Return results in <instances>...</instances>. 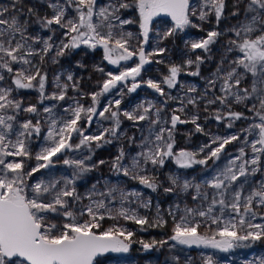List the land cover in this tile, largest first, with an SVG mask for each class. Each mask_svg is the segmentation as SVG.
<instances>
[{"label":"snow or ice","instance_id":"1","mask_svg":"<svg viewBox=\"0 0 264 264\" xmlns=\"http://www.w3.org/2000/svg\"><path fill=\"white\" fill-rule=\"evenodd\" d=\"M17 4L19 0H13L11 9L0 5V70H3L0 71V81L5 80L6 72L11 75L16 89H36L40 93V103L45 99L64 101L66 98L71 99L72 103L63 108L66 115H57L54 112L55 105L43 108V112L48 114L45 137L47 143L35 155L38 163L29 169L26 168L27 160L32 158L29 141L34 135L39 137L42 126L39 119L35 123L28 119L20 123L18 129H14V122L19 112L37 114L38 108L34 104L23 107L22 100L9 99L12 87H0V264H96L97 257L105 253H128L133 243H140L147 250L162 247L169 240L175 242L171 245L173 248L177 245L188 248L202 246L228 252L246 246L244 242L264 239V223L254 222L257 216L264 219V213L258 211L264 208V181L252 179L258 173L264 174V0H248L244 10L245 20L231 29L235 39L229 40L226 51L237 50L242 55L230 60L227 68L223 67L224 60H221V66L217 68L214 78L208 81L204 94L198 97L188 96L186 100L183 97L168 96L167 99H179L181 106L173 110L170 120L164 121L160 115L163 109L155 104H142L132 111L121 112V99H114L101 110L99 98L120 85L127 86L129 80L132 83L128 91L134 92L141 86L137 77L141 76L145 65L152 62V57L163 55L167 51L163 47L151 52L145 51L144 45L148 43L155 17L163 14L174 22L172 28L160 35V40H165L178 29L183 31L189 27L200 28L199 24L194 23L193 17L206 22L214 14L219 25L226 0H204L199 11L193 0H110L106 6L101 7H97V0H64V3L51 0L48 5L52 9L51 16L38 20L45 29L51 30L53 25L65 29L67 42L61 40L59 45L53 42L51 35L43 41L40 37L29 36L26 21L22 22L16 15L17 11H22L17 9ZM73 5L77 13L75 18L68 16ZM238 5L239 0L237 10L232 12L233 16L240 15ZM205 8L210 11H205ZM129 9L138 12V21L122 18V11ZM28 12L32 13L33 9H28ZM94 17L97 20L94 21ZM137 22L142 39L133 44L134 34L125 31L124 26ZM222 34L216 30L208 31L206 38L192 42L191 48L208 52ZM40 43L43 45L41 48L33 47V44ZM81 45L91 49L102 47L104 59L112 65L118 66L120 61L138 57V63L134 67H126L118 74L107 72V78L100 84L99 91L87 94L92 101L87 106L75 97H68L69 87L80 91L72 74L67 75L66 83H61L60 76H57L55 86L58 91L46 95L48 77L41 67L45 57L53 49L55 56L52 60L56 62L57 57ZM32 57H39V62L34 63ZM185 63L188 67L196 65L195 71L190 75H200L199 66L203 63V57L197 56L195 60L188 59ZM13 64L20 67L14 69ZM97 70L104 72L103 68L98 67ZM182 71L183 66L170 65L169 74L162 81L149 79L144 83L163 97L166 93L161 85L164 84L169 89L175 88ZM249 78L250 85L241 87L242 82ZM218 81L220 95L208 99V92H215ZM196 91L195 87L187 89L188 93ZM200 100L206 101V112L211 105H221L222 107L214 110L213 115L218 122L227 121L228 128L242 119H252L253 122L239 133L213 137L210 143L201 146L198 151H174L173 134L177 124L191 123L197 132H204L198 123V115L181 119V115L176 114H184L187 105L198 107ZM233 104H244L253 116L249 118L244 112L234 110ZM9 109L13 114H8ZM150 113H153L154 119ZM121 116L135 123L148 120L150 126L148 136L143 137L139 145L141 150L131 158V162L127 165L123 163L125 151L121 148L119 155L112 161V169L137 180L152 191H156L160 184L157 176L150 172L149 166L151 169L163 168L170 158L181 169L207 165L209 160H220L226 146L240 141L241 135L244 136L238 154L211 179L195 182L176 174L168 176L169 186L164 187L163 191L177 195L192 193L191 198L196 202V207L185 205L180 209V205L176 204L174 209H169L168 214L173 218L174 227L167 240L135 241L133 231L117 226L97 231L101 227L100 221L105 218H123L142 226V229L145 225L163 227L167 221L160 216L159 209L156 218L150 222L148 217L139 215L135 208L124 206L126 203L139 201V207L148 208L151 200H141L142 193L125 191L117 186L106 187L101 192L96 185L84 196L77 191V179L97 167V164L87 163L92 158L93 145L99 148L111 143L112 139L120 138ZM97 117L111 121V125L102 127L96 134H86ZM161 123L170 124L171 127H153ZM13 136L14 139L11 138ZM73 136L77 137V143H73ZM134 139L129 137L130 141ZM82 148L88 150L87 156L63 160L65 165L74 168L71 177L28 183L36 173L52 167L54 157ZM246 149H250V153ZM8 157L19 159L8 160ZM98 163L104 164L105 161L100 160ZM117 193L121 207L114 214L110 204L117 199ZM94 196L101 199H94ZM133 197L135 200L130 199ZM83 199H87L89 203L74 209L73 205L81 203ZM176 212L181 214L177 217ZM48 213L60 215L68 222L62 225L52 223L47 219ZM85 216L87 219H80ZM213 225L216 226L215 229ZM202 227L204 231H199ZM174 259L178 261L179 257ZM187 264H191V258ZM203 264L217 262L212 256H207ZM260 264H264V260Z\"/></svg>","mask_w":264,"mask_h":264},{"label":"rangeland","instance_id":"2","mask_svg":"<svg viewBox=\"0 0 264 264\" xmlns=\"http://www.w3.org/2000/svg\"><path fill=\"white\" fill-rule=\"evenodd\" d=\"M50 2L51 0H19L17 9L22 11H17L16 15L22 22L26 21L27 34L29 36L40 37L41 41H43L51 35L53 42L56 45H59L61 40L67 42V38L64 36L65 29L57 25H53L51 30L45 29L38 20V18L44 16H51L52 9L48 6ZM60 2L64 3V0H60ZM109 2L110 0H97V7L106 6ZM247 2L248 0H239L238 7L240 15L233 16L232 12L237 10V0H226L224 15L222 16L219 25L216 23L214 14L210 15L206 22L199 21L196 17H193L192 19L194 23L199 24L201 26L200 28L189 27L183 31L178 29L173 36L168 37L165 40H160V35L172 28L174 22L170 17L163 14L159 17H155L152 23V31L149 33L148 43L144 45L145 51L151 52L159 47L166 48L167 51L163 55L152 57V62L144 67L141 76L137 77V80L141 82L139 88L134 92H129L128 87L132 83V81L129 80L127 86L120 85L109 93L101 96L99 98L100 109L102 110L109 101L114 99H121V112L132 111L139 105L143 104L147 106L149 103H152L155 104L156 107L163 109L160 114L162 121L170 120L173 110L178 109L181 105L179 99H167L168 96L176 98L183 97L186 100L188 96L198 97L204 94L208 87V81L214 78L217 68L221 66V60H224L223 67L227 68L230 60L236 58L238 55H242L237 50L227 52L226 49L229 40L235 39L231 29L237 26L238 22L245 20L244 10ZM12 3L13 0H0V5L9 7L10 9ZM193 3L195 4L197 11H199L204 0H193ZM30 8L33 9L32 13L28 12V9ZM204 10L210 11L209 8H205ZM68 16L73 18L77 16L74 5L69 9ZM122 18H129L138 21V12L135 9L122 11ZM93 19L94 21L97 20L96 17ZM124 30L131 31L134 34L133 44H137L138 41L142 39L140 35L141 29L139 28L138 22L125 25ZM211 30L220 31L223 34L210 46V51L204 52L201 49L193 50L191 48V43L206 38L207 32ZM17 39H19V36H17ZM42 46V43L33 44V47L37 49ZM113 55L115 56V53ZM54 56L55 49L45 57V61L41 65L43 71L47 73L48 77L45 94L50 95L51 93L58 91L55 86V78L57 76H60L61 83H66L67 75L72 74L73 80L79 84L80 91H75L69 87L68 97H75L86 106L92 102L91 97L87 94L99 91L100 84L107 78V72L118 74L119 71L124 68L134 67L136 63H138V59L133 57L128 61H120L118 66L112 65L104 59V51L102 47L91 49L86 45H81L79 48L66 51L65 55L56 58V62H53L52 60V57ZM197 56L203 57V63L199 66L200 75L192 76L189 73L195 71L196 65L193 64L191 67H188L185 62L188 59L195 60ZM31 59L34 63L39 62V57H32ZM157 61H163V63H158ZM170 65H181L183 66V71L179 76V83L175 88L169 89L166 85H161L166 93V96L162 97L155 90L147 87L144 82L149 79L162 81L163 77L169 74L168 69ZM12 66L14 69L20 67V65L16 64H13ZM98 67L103 68L104 72L98 71ZM4 74L6 78L4 81H0V87L10 86L13 88L9 99L22 100L23 107L34 104L38 108L37 114L26 113L23 111L19 112L16 115V121L14 122V129H18V125L25 120L31 119L33 123H35L37 119L40 120L42 131L39 137L34 135L29 141L32 158L27 160L26 168L30 169L38 163L35 160L36 153H38L47 143L45 137L48 128L46 123V117L48 114L43 112V108L45 106L55 105L54 112L57 115H66L63 112V108L71 104L72 100L68 98L64 101L45 99L43 103H40V93L36 89H16L12 84L11 75L6 72H4ZM249 85L250 78L243 81L241 87H247ZM189 87H195L197 91L194 93H188L187 89ZM219 87L220 82L218 81L215 92L209 91L207 98L210 99L215 95H220ZM81 93L84 95L82 96ZM166 99L167 103H165ZM205 103V100H200L198 102V107L187 105L184 114L179 112L176 113L177 115H181V119H188L194 114L198 115V123L203 127L204 132H197L195 126L191 123L177 124L173 134L175 141L174 151H179L181 149L198 151L201 146L210 143L213 137H223L239 133L242 128L247 127L253 122L252 119H242V125L237 126L234 122L233 127L228 128L226 127L227 121L218 122L213 115L214 110L222 106L219 104L211 105L206 112L204 111ZM243 106L245 105L233 104V109L237 111V109L242 108ZM8 114H13L11 109H9ZM149 115L152 116L153 119L155 118L153 113H150ZM252 116L253 114L251 112L247 115L249 118ZM121 120V134L119 139H112L111 143L104 144L99 148H96L95 145H93L92 158L87 161V163L90 165L97 164V167L84 173L79 179H77V191L84 196L92 189L93 185H96V188L101 192L105 191L106 187L117 186L125 191H138L142 193L141 200H151V205L148 208L139 207V201L132 204L126 203L124 206L135 208L139 215L148 217L150 222L156 218L157 210L159 209L160 216L167 221L163 227H149L145 225L142 229V226L137 225L132 221L124 220L123 218H118L116 220L105 218L103 221H100L101 227L97 231H104L109 227L117 226L133 231L135 233L133 240L135 241L143 240L145 242H151L154 239L157 241L167 240L172 235V229L174 227L173 218L168 214L169 209H174L176 204L180 205V209H183L185 205L188 207H196V202L191 198L192 193L177 195L165 193L163 191L164 187L169 186L168 176L176 174L180 175L182 178L194 180L195 182H202L203 180L211 179V177L222 169L231 158L238 154V149L242 146L244 136L241 135L240 141L227 145L224 152L221 153L220 160L215 162L209 160L207 165H194L190 169H181L175 164L174 160L170 158L166 161L163 168L151 169V166H149L150 172L157 176L160 184V187H158L156 191H152L144 185H141L137 180L118 174L112 169V161L119 155V150L121 148L125 151L123 163L127 165L131 162V158L141 150L139 145L142 138L148 136V128L150 126V121L148 120L135 123L127 120L123 116H121ZM81 123H83V121ZM110 125L111 121L102 120L98 117L94 118L92 126L87 129L86 134H96L102 129V127H109ZM153 127L159 129L160 127L168 128L171 127V125L161 123L160 125H155ZM129 137H134V141H130ZM11 138L14 139L15 137L13 136ZM249 140H251V137H249ZM77 142V137L73 136V143ZM213 147H215V145H213ZM246 150L250 153V149ZM88 154V150L82 148L79 151H69L58 157H54V165L36 173L29 179L28 183L34 184L39 180L47 182L51 179L62 180L63 178L71 177L74 168L65 165L63 160L80 159ZM7 159L12 160L19 158L8 157ZM100 160H104L105 163L99 164L98 162ZM252 179L257 182L264 181V174L258 173ZM209 191L211 192V189H209ZM116 195L117 199L110 204V207L114 210V214L115 210L121 207L118 193ZM93 198L101 199V197L98 196H94ZM130 199L135 200L134 197ZM105 202L108 203L107 200ZM88 203L89 201L87 199H83L81 203L74 204L73 207L74 209L79 208ZM258 211L264 213V208H260ZM180 214V212H176L177 217ZM46 215L50 222L56 223L57 225H62L63 223L68 222L66 218L55 213H48ZM80 219H87V217H81ZM254 222L264 223V219L257 216ZM212 227L215 229V225ZM174 243V241L169 240L168 244H165L162 247L156 246L147 250L143 248L142 244L133 243L128 253H105L104 255L97 257V261L99 264H187L189 258H191V264H203L204 258L207 256H212L217 264H260V261L264 260V239L255 242H244L246 246L237 247L229 252H216L213 254L206 250L200 251L201 253H190L182 245H177L175 248L171 247ZM174 257H179V260L177 261Z\"/></svg>","mask_w":264,"mask_h":264},{"label":"flooded vegetation","instance_id":"3","mask_svg":"<svg viewBox=\"0 0 264 264\" xmlns=\"http://www.w3.org/2000/svg\"><path fill=\"white\" fill-rule=\"evenodd\" d=\"M136 59H138V57H135ZM147 65V64H146ZM145 65V66H146ZM237 111H242V112H244L245 113V115L247 116V115H249V113L250 112H248V110H247V108L245 107V106H243L242 108H239V109H237ZM235 123H236V125L238 126V125H242L243 124V122H242V120H239V121H235ZM254 180V179H253ZM255 181V180H254ZM259 218H260V216H258ZM227 218V217H226ZM257 223V222H256ZM258 223H260V222H258ZM263 223V222H262ZM216 227V226H215ZM201 231H203L204 229H203V227L200 229ZM184 248L187 250V251H189L190 253H201L200 251H204V250H206V251H208L209 253H211V254H213V253H216V252H222V251H220V250H218V249H212V248H205V247H201V248H198V247H195V246H193V247H191V248H188V247H186V246H184ZM184 249V250H185ZM195 251V252H194ZM230 251V250H229ZM228 251V252H229ZM206 254V253H205ZM209 255V254H208ZM225 258V257H224ZM223 258V259H224ZM96 264H99L98 263V261L96 262ZM193 264H195V263H193Z\"/></svg>","mask_w":264,"mask_h":264}]
</instances>
